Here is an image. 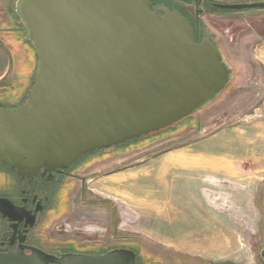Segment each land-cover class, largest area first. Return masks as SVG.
<instances>
[{
  "label": "rangeland",
  "instance_id": "374dc122",
  "mask_svg": "<svg viewBox=\"0 0 264 264\" xmlns=\"http://www.w3.org/2000/svg\"><path fill=\"white\" fill-rule=\"evenodd\" d=\"M180 1L192 6L193 16L199 11L196 20L202 32L221 49L231 68L227 89L173 127L91 151L80 159V164L89 167L65 190L67 202L63 194L52 201L54 221L45 231L50 240L63 244L49 250L86 255L94 251L86 247L99 242L104 249L101 253L128 249L142 256L138 264H264V59L255 52L264 48V10H218L207 3L194 7V0ZM16 2L0 0L1 110H14L26 102L39 65L37 51L16 15ZM160 2L181 11L184 6L172 0ZM257 2L264 0H211L213 4ZM254 29L260 41L248 44L246 35ZM234 57L239 58L233 60L235 64L241 62L239 69L232 65ZM5 59L11 70L9 77L2 79ZM239 133L246 138L237 139ZM259 137L261 147H247L245 139L255 142ZM227 138L235 140L234 155L223 160L218 149L226 155L232 150L222 141ZM178 154L185 155L181 163L172 161ZM199 158L210 165L201 175H212L214 183L221 180L223 185L239 183L233 197L226 190L206 191V221L223 230L225 241L220 246L233 247L219 256L204 250L214 243L216 230L202 227V210L193 203L200 199ZM158 166L164 171L157 172ZM178 166L190 173L176 171ZM236 171L238 179L232 177ZM228 177H232L230 181ZM9 180L6 188L7 173L0 167V195L16 200L24 182L13 174ZM242 183L248 191H240L245 187ZM228 232H232L233 241ZM186 245L192 249H184Z\"/></svg>",
  "mask_w": 264,
  "mask_h": 264
},
{
  "label": "water",
  "instance_id": "95a60500",
  "mask_svg": "<svg viewBox=\"0 0 264 264\" xmlns=\"http://www.w3.org/2000/svg\"><path fill=\"white\" fill-rule=\"evenodd\" d=\"M154 1L17 0L39 65L26 102L0 109V163L21 178L69 169L91 151L173 127L227 89L231 68L215 41L207 33L198 41L182 14ZM214 7L264 10V2ZM135 263L128 249L59 257L0 251V264Z\"/></svg>",
  "mask_w": 264,
  "mask_h": 264
},
{
  "label": "flooded vegetation",
  "instance_id": "af4514ba",
  "mask_svg": "<svg viewBox=\"0 0 264 264\" xmlns=\"http://www.w3.org/2000/svg\"><path fill=\"white\" fill-rule=\"evenodd\" d=\"M172 1L184 5L182 11L174 6H170L167 2H160V0H155L153 2V7L164 5L171 11H178L196 30L198 41H200L204 33H202V30L196 23V18L198 19L199 17V11L193 16V12L190 10L192 6H185L186 4L180 0ZM206 3L214 6L211 0H194V7ZM84 156L76 160L69 169H56L51 172L38 169L31 178L26 176L21 178L17 175L16 168H11L0 163V167L7 173L6 188L10 185L9 177L11 174L18 176L19 179L24 182V187L20 189L16 200H13L8 194L0 195V201H8L14 208L20 210L17 214L11 213L7 206H4L2 202H0V251L14 252L17 249H21L24 253L29 254L31 253V249H35L56 257L68 253L75 254L74 252H63L58 254L49 250L57 246L59 247V245L63 243H55V241L50 240L45 228L54 221L52 217L53 213L51 212L53 209L52 201L63 194L67 202L68 198L65 190L77 179L81 171L89 167H84V163L80 164V159L85 158ZM3 214L9 215L11 218H14L15 221H10L9 216L8 218H4ZM99 244V242H94L90 246H87L86 248L94 251L86 255L99 256L107 253H101L104 249ZM135 255V264H138L140 262L139 257L142 256L136 253Z\"/></svg>",
  "mask_w": 264,
  "mask_h": 264
},
{
  "label": "crops",
  "instance_id": "0c3cea01",
  "mask_svg": "<svg viewBox=\"0 0 264 264\" xmlns=\"http://www.w3.org/2000/svg\"><path fill=\"white\" fill-rule=\"evenodd\" d=\"M211 26H213L212 24H210V26L209 27H211ZM214 37L216 38V41H218V31H215V33H214ZM246 39H247V42H248V44H254V42H256V41H260V39H259V33L257 32L256 33V30L254 29L252 32H250L248 35H246ZM242 40H243V38H242ZM218 45V44H217ZM255 52H260L261 53V58L262 59H264V48L262 49V51H260L259 49H257L256 48V50H255ZM233 60H239V58H237V59H235V57H234V59H232V65L233 66H238V69H239V65L241 64V62H238L237 64H235V62L233 61ZM5 61H6V63H5V68H4V72H3V74H2V76H1V78L2 79H6V78H8L9 77V72H10V63L8 62V60L7 59H5ZM264 61V60H263ZM234 62V63H233ZM238 78L239 79H241L240 78V73L238 74ZM233 135H231V137H232ZM233 137H235V136H233ZM262 137H264V134L262 135ZM236 138L237 139H244V138H246V137H242L241 136V134L239 133V135H236ZM222 141H224V142H226L225 143V145H229L230 147H229V149H231L232 148V146H234L233 144L235 143L234 141L235 140H233L232 138H227V139H223ZM245 141V143H247V141H248V139L246 140H244ZM233 149V148H232ZM219 152H221V151H219V149H218V154H219V156L223 159V160H225V159H228V158H230L231 159V156L232 155H234V153L232 154V155H223V154H221V153H219ZM185 157V156H184ZM238 161H239V163H241L242 164V162L238 159ZM165 162H167V159L165 160ZM222 162V161H221ZM223 163V162H222ZM221 163V164H222ZM219 164V163H218ZM168 165H170V164H168ZM185 164H183V166H184ZM197 166L196 167H198V172H199V174L197 175L198 177H199V180H198V182L200 183V189H199V194H200V199H198V201L196 202L195 200H193L194 202V205L195 206H197L198 207V209L201 211L202 210V212H201V221H202V227H206V226H213L214 227V229L216 230V234H215V236H214V242H216V244H218L219 243V245H218V253H214L215 255H218L219 256V253H221V254H224V253H227V252H229L228 250H232V246H230V247H226V245H224L223 247L222 246H220L221 245V242H222V240H224V239H222V235H223V233L224 232H222L223 230H221V231H219L218 230V228L216 229L215 227H217V226H215L213 223H211V222H207L206 220H207V217H208V215H207V210H206V208H205V206H204V204H205V201H206V191H208V190H210L211 191V189H214L213 191H225L226 190V192L227 193H229L231 196H232V194L231 193H233V192H235L236 190H235V188L236 187H238V181L236 180V183H233L232 181H230L229 180V178H232V177H236L237 176V178L236 179H238V178H240V176L239 175H237L238 174V172L236 171L235 173H234V175H232V177H228V178H226V180H229L230 182L228 183V184H226V185H223L222 184V181L221 180H218L216 183H214L213 182V176L212 175H208V176H206L205 174L204 175H201V173H206V171H208V166L210 167V165H209V163L207 164V163H205L204 161H202V159L201 158H199L198 159V163L196 164ZM212 166V165H211ZM175 167V166H174ZM178 169H175L176 171H179V172H186V168L185 167H181V166H178L177 167ZM180 169V170H179ZM169 170L170 169H168L167 170V173H168V175L170 174V172H169ZM164 171V167H159L158 166V168H157V172H163ZM188 171V173H190V169H188L187 170ZM212 172H216V169H212L211 170ZM153 172H155V171H153ZM185 177V176H184ZM245 179L246 180H251V177L250 176H246L245 177ZM243 184V183H242ZM243 185H245V184H243ZM170 188H172V187H170ZM207 188H209V189H207ZM248 189H249V187L247 186V184L245 185V187L244 188H242L240 191H242V190H246V191H248ZM167 192H170L169 190L167 191ZM233 197V196H232ZM223 229V228H222ZM208 231H206V233H207ZM225 233H227V232H225ZM229 234L227 235L228 237H229V239H230V241L232 240V238H231V236H232V232H228ZM196 234V236H197V233H195ZM189 235V234H188ZM192 237V236H191ZM190 237V238H191ZM203 240H207V239H203ZM199 241V240H198ZM208 241V240H207ZM225 241V240H224ZM233 241V240H232ZM208 245H210V244H207L206 246H208ZM185 247V246H184ZM187 249V248H186Z\"/></svg>",
  "mask_w": 264,
  "mask_h": 264
},
{
  "label": "bare ground",
  "instance_id": "6f19581e",
  "mask_svg": "<svg viewBox=\"0 0 264 264\" xmlns=\"http://www.w3.org/2000/svg\"><path fill=\"white\" fill-rule=\"evenodd\" d=\"M260 139V137L259 138H257V140L254 142V141H252V140H250V139H248V141H247V143H246V145H247V147H251V148H253V149H255L254 148V146H260V145H258L257 144V142H258V140ZM252 141V142H251ZM225 146V145H224ZM261 147V146H260ZM219 148V147H218ZM264 148V147H263ZM229 149V148H228ZM259 149V148H258ZM231 151H233V149L232 150H229L228 152H230V154L229 155H232L234 152H231ZM239 151H241V150H239ZM222 152V151H221ZM227 154V153H226ZM226 154H224L223 153V155L225 156ZM185 155H182V154H178V155H176V156H173L174 158L172 159V161L173 162H176V163H181L180 162V160L184 157ZM245 158H247V157H245ZM184 162H182V164H183ZM201 243V242H200ZM198 245V244H197ZM184 249H189V250H191L192 248L191 247H189V245H186L185 247H183ZM204 250H206V252H208V253H211V254H213V253H218V244H216V242H214V243H210V245H208V246H206L205 247V249Z\"/></svg>",
  "mask_w": 264,
  "mask_h": 264
},
{
  "label": "trees",
  "instance_id": "16d2710c",
  "mask_svg": "<svg viewBox=\"0 0 264 264\" xmlns=\"http://www.w3.org/2000/svg\"><path fill=\"white\" fill-rule=\"evenodd\" d=\"M212 7L214 8V6H212ZM214 9H215V8H214ZM196 23H197L198 27L201 28V30H203V27L200 26V23L198 22V20H196ZM24 31H25V30H24ZM202 33H203V32H202ZM142 137H143V136H142ZM142 137H141V138H142ZM139 139H140V138H139ZM133 140H135V139H133ZM121 145H122V144H121Z\"/></svg>",
  "mask_w": 264,
  "mask_h": 264
}]
</instances>
